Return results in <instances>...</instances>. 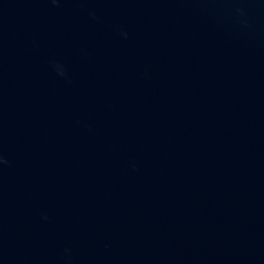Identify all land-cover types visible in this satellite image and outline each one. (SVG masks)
Instances as JSON below:
<instances>
[{
  "label": "water",
  "instance_id": "1",
  "mask_svg": "<svg viewBox=\"0 0 264 264\" xmlns=\"http://www.w3.org/2000/svg\"><path fill=\"white\" fill-rule=\"evenodd\" d=\"M0 264H264V0H0Z\"/></svg>",
  "mask_w": 264,
  "mask_h": 264
},
{
  "label": "clouds",
  "instance_id": "2",
  "mask_svg": "<svg viewBox=\"0 0 264 264\" xmlns=\"http://www.w3.org/2000/svg\"><path fill=\"white\" fill-rule=\"evenodd\" d=\"M126 35V34H125Z\"/></svg>",
  "mask_w": 264,
  "mask_h": 264
}]
</instances>
